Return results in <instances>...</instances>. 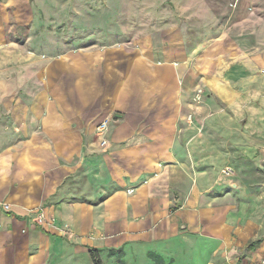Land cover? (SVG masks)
Returning <instances> with one entry per match:
<instances>
[{
    "label": "crops",
    "instance_id": "0c3cea01",
    "mask_svg": "<svg viewBox=\"0 0 264 264\" xmlns=\"http://www.w3.org/2000/svg\"><path fill=\"white\" fill-rule=\"evenodd\" d=\"M181 40L128 57L111 48L93 77L90 54L6 55L47 67L0 103V264H95L91 248L102 264L110 249L148 256L176 238H195L207 264H264V107L238 101L234 78L190 69ZM201 78L221 104L194 103ZM14 80L0 92L16 94Z\"/></svg>",
    "mask_w": 264,
    "mask_h": 264
},
{
    "label": "rangeland",
    "instance_id": "374dc122",
    "mask_svg": "<svg viewBox=\"0 0 264 264\" xmlns=\"http://www.w3.org/2000/svg\"><path fill=\"white\" fill-rule=\"evenodd\" d=\"M179 38L193 54L190 69L204 78L212 74L234 78L231 85L246 91L238 101L244 97L264 107V0H0V86L12 76L17 86L14 95L0 92V103L13 96L17 101L23 86L36 81L32 72L47 67L45 61L41 66L29 61L6 65V55L36 53L49 59L73 52L90 54L92 71L87 75L93 77L102 71V54L111 48L126 57L167 52L175 48L172 39ZM73 79H65L64 86ZM202 81L194 103H206L212 93L221 104L218 94L209 92ZM101 119L102 113L95 121ZM95 137L99 139L96 131ZM225 172L234 171L228 167ZM6 205L10 208L9 203L2 207ZM37 221H42L41 215ZM194 241L176 238L149 245L148 256L137 247L114 254L109 250L102 253V264H207L209 255L201 253L198 244L189 245Z\"/></svg>",
    "mask_w": 264,
    "mask_h": 264
},
{
    "label": "built area",
    "instance_id": "2783aa9c",
    "mask_svg": "<svg viewBox=\"0 0 264 264\" xmlns=\"http://www.w3.org/2000/svg\"><path fill=\"white\" fill-rule=\"evenodd\" d=\"M109 131H110L109 118L101 120L96 126V133L99 138V143L102 147H106L109 143V139H108ZM5 207L9 208V205H6Z\"/></svg>",
    "mask_w": 264,
    "mask_h": 264
},
{
    "label": "trees",
    "instance_id": "16d2710c",
    "mask_svg": "<svg viewBox=\"0 0 264 264\" xmlns=\"http://www.w3.org/2000/svg\"><path fill=\"white\" fill-rule=\"evenodd\" d=\"M117 251L122 252V248L121 249H110V252L113 253V254L117 253ZM90 252H91V255H92L94 263L95 264H101V259H100V256H99L100 249L91 248ZM150 255H152V253H150Z\"/></svg>",
    "mask_w": 264,
    "mask_h": 264
}]
</instances>
